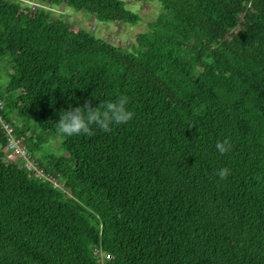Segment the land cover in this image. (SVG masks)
Returning <instances> with one entry per match:
<instances>
[{
	"label": "trees",
	"instance_id": "trees-1",
	"mask_svg": "<svg viewBox=\"0 0 264 264\" xmlns=\"http://www.w3.org/2000/svg\"><path fill=\"white\" fill-rule=\"evenodd\" d=\"M22 1L0 0V117L45 175L0 128V264H264V0H157L132 49L45 7L136 24L123 0ZM71 93L134 118L67 136Z\"/></svg>",
	"mask_w": 264,
	"mask_h": 264
},
{
	"label": "rangeland",
	"instance_id": "rangeland-1",
	"mask_svg": "<svg viewBox=\"0 0 264 264\" xmlns=\"http://www.w3.org/2000/svg\"><path fill=\"white\" fill-rule=\"evenodd\" d=\"M125 6L138 13L141 18L136 24L124 21H101L92 13L76 9L72 6L61 4H48L45 7L56 17H61L71 23L74 28H83L92 34L104 38L117 46L126 49H132L136 43V34L147 29V23L161 12L162 5L157 0H123ZM22 3H28L32 8L40 5L36 0H23ZM31 131L36 134L40 131L34 118H30ZM61 137L59 134L52 135L47 147L55 154H63L60 145Z\"/></svg>",
	"mask_w": 264,
	"mask_h": 264
},
{
	"label": "clouds",
	"instance_id": "clouds-1",
	"mask_svg": "<svg viewBox=\"0 0 264 264\" xmlns=\"http://www.w3.org/2000/svg\"><path fill=\"white\" fill-rule=\"evenodd\" d=\"M69 94L68 106L59 111V120H56L60 130L67 136L79 134H93L96 128L109 131L115 125L126 124L134 118V112L128 107V97L119 96L115 99L102 100L99 105L93 106L95 93L85 99L84 103L73 105ZM79 100V97H76ZM220 153L231 149L228 138L217 141L215 145ZM230 169L225 166L218 170L220 177H227Z\"/></svg>",
	"mask_w": 264,
	"mask_h": 264
},
{
	"label": "built area",
	"instance_id": "built-area-1",
	"mask_svg": "<svg viewBox=\"0 0 264 264\" xmlns=\"http://www.w3.org/2000/svg\"><path fill=\"white\" fill-rule=\"evenodd\" d=\"M2 106V99L0 98V107ZM0 128L3 130L4 134L7 137V144L4 148L5 152L10 153V156H16L17 158L23 159L25 165L28 168L33 169L35 175H45L43 170L35 164L33 158L31 157L30 153L27 151L26 147L24 146L22 140L16 137L13 127L4 121L0 117Z\"/></svg>",
	"mask_w": 264,
	"mask_h": 264
}]
</instances>
